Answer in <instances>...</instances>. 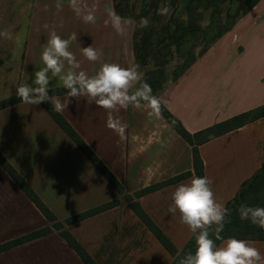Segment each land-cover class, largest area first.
<instances>
[{
	"label": "crops",
	"instance_id": "obj_1",
	"mask_svg": "<svg viewBox=\"0 0 264 264\" xmlns=\"http://www.w3.org/2000/svg\"><path fill=\"white\" fill-rule=\"evenodd\" d=\"M110 11H115L113 0H75V6L73 0H0V33L10 34L0 35V102L16 96L19 84L32 83L43 67L40 57L52 31L65 39L77 35L69 50L81 65L78 71L93 75L104 62L135 64V21L124 18L130 21L127 32L118 35L110 23L105 25ZM89 12L95 23L84 21ZM88 45L103 53L101 60L91 62L82 55L81 48ZM49 88H62L61 82L54 78ZM55 97L66 101V95ZM160 98L191 134L263 106L264 0ZM60 113L120 182L125 195L99 173L42 104L21 102L0 110V153L65 225L69 218L116 204L66 225L97 264H172L174 257L131 204L137 202L182 250L194 234L179 223V213L174 216L168 208L176 187L196 176L193 147L162 116L150 117L143 108L129 106L113 113L126 125L123 139L106 126L107 112L84 97L73 99ZM199 154L204 176L214 182L216 200L226 207L264 163V117L202 143ZM185 173L191 175L136 195ZM48 227L52 224L0 165V246ZM248 241L264 254V241ZM0 264L85 263L53 229L1 252Z\"/></svg>",
	"mask_w": 264,
	"mask_h": 264
},
{
	"label": "trees",
	"instance_id": "obj_2",
	"mask_svg": "<svg viewBox=\"0 0 264 264\" xmlns=\"http://www.w3.org/2000/svg\"><path fill=\"white\" fill-rule=\"evenodd\" d=\"M113 1L115 12L118 15L122 18L134 19L131 16L122 15L118 10L116 0ZM261 1L262 0H158L159 3L163 4V7L166 6L169 9H173L165 26L162 28V34L155 32V34L143 42V46H137L134 41L135 64L146 67L147 59L150 58L153 59V61L157 59L158 61L157 64L154 65V68L147 70L143 76V80L152 87L153 94L160 98L161 94L170 84L178 81L181 76L194 65L199 57L203 56L223 38V36L230 32L233 27L242 18L248 15ZM159 8L160 7L156 5L154 20L157 22H160V14L158 13ZM171 63L174 64V66H171ZM66 92L67 90L62 87L50 90V95L61 96L66 95ZM21 102L22 101L17 95L13 96L0 102V110ZM42 105L59 127L91 161L99 173L119 194L125 195L120 182L79 136L65 117L60 112H57L51 103L46 102L42 103ZM161 116L193 147L194 172L196 177H202L204 176V164L199 154V146L228 131L263 118L264 105L195 134L189 133L181 122H179L163 104ZM0 165L52 224V227L35 231L1 245L0 253L20 244L48 235L54 229L60 232L65 241L85 264H97L69 233L66 229V225L80 222L97 213L110 209L116 204L110 203L69 218L66 220L65 225L57 220L55 215L43 203L31 186L18 174L15 168L1 153ZM189 175H191V173L181 174L165 183L147 188L136 195L139 197L166 185L175 184ZM126 198L128 201L133 200L131 197ZM241 203H246L249 206L264 207V163L249 180L242 184L236 197L227 204L226 208L229 209L231 213L227 218L230 222L225 223L224 230L220 234L225 240L230 237H235L237 239L264 241V230H261L249 221L240 220L238 208ZM131 208L165 249L174 257L172 264H179L180 259L183 258L184 255L195 251L194 235L182 250H178L137 202L132 203ZM211 238L215 240L214 229L211 230ZM222 242L223 241L220 240L216 241L217 245H220Z\"/></svg>",
	"mask_w": 264,
	"mask_h": 264
},
{
	"label": "clouds",
	"instance_id": "obj_3",
	"mask_svg": "<svg viewBox=\"0 0 264 264\" xmlns=\"http://www.w3.org/2000/svg\"><path fill=\"white\" fill-rule=\"evenodd\" d=\"M73 5L75 6V0ZM169 12L170 9L166 6L158 9L160 15H167ZM83 19L86 23H95V15L92 12L83 16ZM109 23L118 35H125L130 21L115 11H110L109 20L105 21V25ZM148 25V18L142 17L138 26L143 29ZM0 35L9 37L10 34L4 32ZM75 40V33L66 39L55 31L49 34L40 57L43 67L34 73L31 84L25 82L16 87V95L23 103H52L54 109L60 112L68 107L73 99L79 101L84 97L89 103H94L107 112L106 126L121 139L124 138L126 125L113 113L133 106L137 109L143 108L150 117L161 116L163 101L153 94L150 84L143 80L139 65L123 67L118 63L104 62L93 75L83 70L78 71L81 65L69 50ZM81 53L91 62L99 61L103 56L102 52L91 45L82 47ZM54 78L67 90L66 101L63 103L59 98L50 95L49 84ZM213 183L208 176H194L189 183L178 185L172 193V204L168 212L174 216L179 213V223L186 225L195 237V251L184 255L179 264H264V254L252 242L235 237L225 240L220 235L225 223L230 222L227 218L231 213L224 204L216 200ZM238 213L241 221H249L264 230V207L241 203ZM213 229L215 240L211 238ZM217 240L223 243L217 245Z\"/></svg>",
	"mask_w": 264,
	"mask_h": 264
},
{
	"label": "rangeland",
	"instance_id": "obj_4",
	"mask_svg": "<svg viewBox=\"0 0 264 264\" xmlns=\"http://www.w3.org/2000/svg\"><path fill=\"white\" fill-rule=\"evenodd\" d=\"M116 4L119 12L122 15H127L133 17L135 21V36L134 41L137 46H143V42L150 38L155 32L162 34V28L165 26L166 21L169 19L170 14L173 9H170L169 14L160 15V22L154 20L156 5L160 8L163 7L162 3H159L158 0H116ZM148 18L149 25L146 28L141 29L139 21L141 18ZM157 59H147V66H139V71L144 76L147 70L154 68V65L157 64ZM171 66L174 64L171 63Z\"/></svg>",
	"mask_w": 264,
	"mask_h": 264
}]
</instances>
